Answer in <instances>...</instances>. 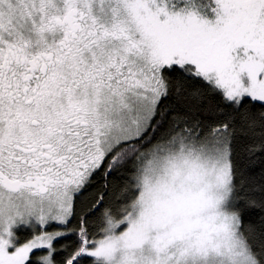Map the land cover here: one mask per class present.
Masks as SVG:
<instances>
[{"label": "snow or ice", "instance_id": "6c2138e0", "mask_svg": "<svg viewBox=\"0 0 264 264\" xmlns=\"http://www.w3.org/2000/svg\"><path fill=\"white\" fill-rule=\"evenodd\" d=\"M0 264H264V0H0Z\"/></svg>", "mask_w": 264, "mask_h": 264}]
</instances>
